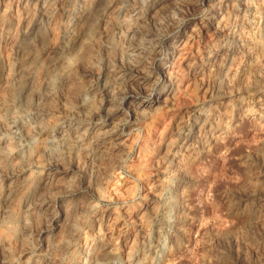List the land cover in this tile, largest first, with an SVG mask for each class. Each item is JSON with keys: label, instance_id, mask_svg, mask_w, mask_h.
Instances as JSON below:
<instances>
[{"label": "clouds", "instance_id": "clouds-1", "mask_svg": "<svg viewBox=\"0 0 264 264\" xmlns=\"http://www.w3.org/2000/svg\"><path fill=\"white\" fill-rule=\"evenodd\" d=\"M0 264H264V0H0Z\"/></svg>", "mask_w": 264, "mask_h": 264}]
</instances>
